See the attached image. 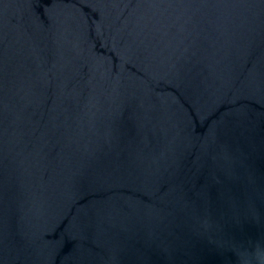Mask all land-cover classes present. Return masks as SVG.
Returning <instances> with one entry per match:
<instances>
[{
	"label": "water",
	"instance_id": "water-1",
	"mask_svg": "<svg viewBox=\"0 0 264 264\" xmlns=\"http://www.w3.org/2000/svg\"><path fill=\"white\" fill-rule=\"evenodd\" d=\"M0 264H264V0H0Z\"/></svg>",
	"mask_w": 264,
	"mask_h": 264
}]
</instances>
